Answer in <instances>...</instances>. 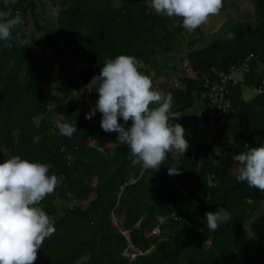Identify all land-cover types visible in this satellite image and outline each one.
<instances>
[{
  "label": "trees",
  "instance_id": "obj_1",
  "mask_svg": "<svg viewBox=\"0 0 264 264\" xmlns=\"http://www.w3.org/2000/svg\"><path fill=\"white\" fill-rule=\"evenodd\" d=\"M46 1L58 7L61 42L39 24L34 0H17L8 6L13 13L18 9L24 20L21 31L28 40L26 47L13 41L8 49L0 42V163L18 155L51 164L49 175L58 178L54 193L38 205L54 221L55 232L42 243L34 264H264V210L250 222L256 243H251L244 227L259 209L264 192L237 182L233 170L238 162L232 158L246 151L245 144L264 143V96L242 97V88L254 89L264 76V72H254L264 65V0H255L256 23H234L203 48L193 49L196 41H189L186 61L194 77H180L183 87L160 89L172 95L171 111L176 114L185 112L198 98L205 122L206 85L219 82V73H229L237 60L252 53L241 80L229 86L232 109L215 137L226 149L220 150L219 158L209 156L208 150L200 157L185 153L178 163L168 154L156 172L133 166L127 146L116 141L117 134L85 118L95 102L71 94L70 105L57 108L61 120L76 123L77 132L71 138L61 135L57 127L50 128L41 88L46 73L39 53L49 50L52 68L59 66L60 75L68 81L72 76L84 85L99 75L106 58L121 54L142 60L145 67L139 70L150 77V60L158 51H172V42L183 29L182 20L171 25L168 17L155 14L150 3L142 0ZM28 14L35 29L45 34L41 45L28 29ZM228 33H234V38L224 39ZM62 53L65 65H72L79 56L86 66L69 75L59 61ZM91 92L98 99L95 83ZM95 117L99 122L102 119L98 111ZM119 122L124 123L122 118ZM130 126L131 121L125 125ZM93 135L108 137L112 151L90 146ZM172 166L179 167V175L168 174ZM183 188L188 189L185 196ZM91 194L95 198L89 200ZM53 196L64 202H88L85 207L68 206L56 218ZM217 207H225L231 218L210 231L205 213ZM112 217L119 219L121 230ZM130 244L145 253L129 259L123 252Z\"/></svg>",
  "mask_w": 264,
  "mask_h": 264
},
{
  "label": "clouds",
  "instance_id": "obj_2",
  "mask_svg": "<svg viewBox=\"0 0 264 264\" xmlns=\"http://www.w3.org/2000/svg\"><path fill=\"white\" fill-rule=\"evenodd\" d=\"M16 2L2 0L0 5V42L8 49L13 41L18 47L28 44L21 31L24 20L8 7ZM150 7L157 15L182 18V27L192 32L209 16L219 14L222 0H151ZM232 38L234 33L224 37ZM144 67V62L134 56L106 58L99 75L91 81L96 84L98 99L85 118L92 119L98 111L101 128L117 134L116 141L127 146L133 166L156 172L168 154L178 163V158L188 153L189 142L183 126L174 123L180 116L171 111L172 95L153 88L152 79L139 70ZM121 118L124 123L119 122ZM129 121L131 126L125 127ZM56 127L69 138L77 132L75 122L57 121ZM245 148L232 157L238 162L237 182L264 192V143L257 147L245 144ZM50 168L51 164L31 162L18 155L0 163V264H34L42 243L54 234V221L38 206L58 184L57 176L49 175ZM168 174L179 175V167H168ZM230 218L225 207L205 213L210 231Z\"/></svg>",
  "mask_w": 264,
  "mask_h": 264
},
{
  "label": "rangeland",
  "instance_id": "obj_3",
  "mask_svg": "<svg viewBox=\"0 0 264 264\" xmlns=\"http://www.w3.org/2000/svg\"><path fill=\"white\" fill-rule=\"evenodd\" d=\"M36 7L35 13L38 18L39 24L45 26L49 31H51L54 35H56L53 39L61 42V37L59 36V29L56 24V18L58 17V7L52 3V1L42 0H34ZM147 1V0H146ZM229 0H222V10L224 12L223 17L215 18V15L209 16L206 23L199 26L192 32L187 31L186 29H182L180 32V36H178L175 41L172 42L171 52L165 53L163 51H158L156 55L150 60L148 64L149 75L153 82V88L161 89V88H170L174 85H179L183 87L179 83L180 77H191L194 73L190 70L188 63L186 61V52L189 49L188 43L189 41L195 40V44L192 46L195 48H203L209 42H211L216 36L223 33L228 27H230L234 23H256V9H255V0H244L246 4L247 11L243 17H239L240 13H233V7L227 3ZM239 1V0H237ZM148 4H151V0L147 1ZM226 2V4H225ZM224 3V4H223ZM226 5V10H225ZM150 7V5H149ZM151 8V7H150ZM30 14V13H29ZM28 14V29L31 31L37 41L38 45H41L44 41L45 34L42 30H36L32 17ZM236 16V17H235ZM182 18L179 17H171L167 19L171 25H177ZM170 26V25H169ZM53 37V35H51ZM39 56L42 60V64L44 66V71L46 73L45 77L41 81V88L45 93V103L48 105L46 107V111L48 114L46 115V121L51 129L56 127L57 121H61L62 116L58 114L57 108L66 107L70 105V101L68 99L69 95H78L79 98L84 99L85 102L93 104L97 100V95L92 94L91 87L94 82H89V84L84 85L82 82L72 78L71 80L66 79V75L62 76L59 72V66H54L52 68L51 64L53 62L52 53L47 50L45 53H39ZM65 54L62 53L60 55L59 61L63 64L64 69L68 72L69 75H74L77 73V70L81 67L86 66V62L79 56H76L75 62L72 65L64 64ZM242 71L239 73H235V76L241 75ZM254 89L251 87L245 86L243 88V97L247 99L250 95L254 94ZM200 100L195 97L193 105L186 109L185 112L177 113L180 117L176 119L177 123L181 124L185 129V139L189 142V148L187 151L198 145L202 144L206 137L210 135L211 131L203 122L204 115L202 112V106L200 104ZM83 105L80 104L79 108H82ZM92 122L100 125V122L94 116ZM174 121V123H175ZM35 122H38L36 119ZM106 139V138H105ZM90 140V139H89ZM218 141V139H217ZM216 140L213 142L212 148H210V152L212 157L219 158L220 150L224 151L226 149L225 144H221ZM89 143V141H88ZM105 147L112 151L114 145L109 143H105ZM91 146V144H90ZM104 149V148H103ZM4 151V150H3ZM186 151V152H187ZM233 174L237 173V167L233 170ZM132 182V180H130ZM94 195L91 194L89 199H93ZM87 201L79 202L78 205L81 207H85ZM52 203L54 205L55 217L61 218L63 215V211L69 207L75 205L76 201L64 202L61 201L57 196H53ZM77 204V203H76ZM259 209L253 213L249 222L245 224V231L251 237V243H256V235L254 230L252 229L250 222L258 218L264 210V200L259 203ZM113 223L117 226V228L121 227L120 221L117 217H112ZM205 244H209V240L205 242ZM150 250V249H149ZM148 250V251H149ZM147 251V252H148Z\"/></svg>",
  "mask_w": 264,
  "mask_h": 264
},
{
  "label": "built area",
  "instance_id": "obj_4",
  "mask_svg": "<svg viewBox=\"0 0 264 264\" xmlns=\"http://www.w3.org/2000/svg\"><path fill=\"white\" fill-rule=\"evenodd\" d=\"M20 15V11L16 9L14 11L15 14ZM253 58V54L250 53L246 56L243 60H237L230 69L229 73H219V82H212L207 84L208 89V97H209V108L205 115V125L211 131L210 135L204 140L202 144H198L188 150L189 156L192 158L194 156L200 157L208 150L209 156L211 155L210 148H212L213 142L215 141V137L217 132L220 130L225 116L232 109V102H231V91L229 90V86L235 85L239 80L242 78V73L247 70V65L250 60ZM242 71L241 77H237L234 74L239 73ZM255 73H263L264 72V65L257 66L254 70ZM194 77V75L192 76ZM179 85H174L173 88H178ZM255 95L259 94L264 96V76L261 79L260 83L254 88ZM176 122V121H175ZM107 143V141H106ZM89 144L91 146L96 147L98 150H102L105 147V137H97L93 135L90 140ZM108 148V147H107ZM190 180L188 183L190 184ZM187 188H183L181 190L182 196L187 194ZM153 233H158V229H154ZM126 234V232H124ZM140 249L132 246L131 244L124 250L123 255L128 257L129 259H133L136 255L142 254Z\"/></svg>",
  "mask_w": 264,
  "mask_h": 264
},
{
  "label": "crops",
  "instance_id": "obj_5",
  "mask_svg": "<svg viewBox=\"0 0 264 264\" xmlns=\"http://www.w3.org/2000/svg\"><path fill=\"white\" fill-rule=\"evenodd\" d=\"M142 1H146V0H142ZM148 1V0H147ZM227 3H229L230 4V6L231 7H233L234 9L232 10V12L234 13H240V16L239 17H243L244 16V12L245 11H247V7H246V4L244 3V0H239V1H237V0H229V1H227ZM224 4V3H223ZM225 4H226V2H225ZM225 10H226V5H225ZM227 11V10H226ZM242 12L244 13V14H242ZM223 15H224V12H223V10L222 9H220V12H219V14H217V15H215V18H222L223 17ZM236 17V16H235ZM238 77H241L240 76V74H239V76ZM244 89H245V87H244ZM253 89V88H252ZM255 96V92H254V94L253 95H250L247 99H245L244 97H243V88H242V97H243V99H245V100H249V99H251L252 97H254ZM203 122H204V120H203ZM208 137V136H207ZM206 137V138H207ZM106 141H109V143H111V141H110V139L109 138H106L105 139V143H106ZM112 144V143H111ZM132 181H133V179H132ZM94 195V194H93ZM94 198H95V195H94ZM93 198V199H94ZM89 200H91V199H89Z\"/></svg>",
  "mask_w": 264,
  "mask_h": 264
}]
</instances>
